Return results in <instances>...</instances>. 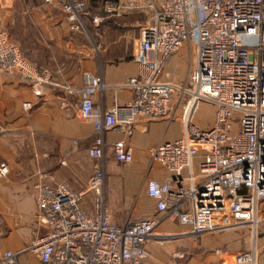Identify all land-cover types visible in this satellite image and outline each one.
I'll return each instance as SVG.
<instances>
[{
	"label": "built area",
	"instance_id": "1",
	"mask_svg": "<svg viewBox=\"0 0 264 264\" xmlns=\"http://www.w3.org/2000/svg\"><path fill=\"white\" fill-rule=\"evenodd\" d=\"M47 3L61 7L72 31L84 32L92 18L81 1ZM102 10L107 18L149 14L139 28L137 75L124 87L132 98L107 111L94 103L108 88L101 76L86 73L81 88L56 82L25 59L0 18V72L30 83L37 97L51 87L79 98L78 120L95 132L88 155L100 162L84 191L65 183L35 186L37 220L46 233L25 252L42 264H147L148 245L161 238L158 230L166 222L178 223L195 238L243 227L256 234L263 230L264 0H117L104 2ZM102 22L91 21L94 26ZM183 49L190 64L187 78L165 80L169 60ZM203 105L214 110L210 127L197 120ZM179 110L181 137L151 151V163L170 176L146 184L155 214L116 224L105 194L106 135L130 138L139 119L172 122ZM113 151L118 163L134 162L126 141L116 142ZM9 173L8 165L1 164L0 180ZM88 193L93 195L92 212L84 208ZM21 253L0 254V264H18ZM236 263L256 264L255 252L237 255Z\"/></svg>",
	"mask_w": 264,
	"mask_h": 264
},
{
	"label": "crops",
	"instance_id": "2",
	"mask_svg": "<svg viewBox=\"0 0 264 264\" xmlns=\"http://www.w3.org/2000/svg\"><path fill=\"white\" fill-rule=\"evenodd\" d=\"M136 14H143L145 19L149 17L146 11ZM0 18H8L10 25L17 19L26 20V29L31 32L41 58L34 57L32 50L24 51V55L28 60L32 59L29 61L31 64L48 71L56 82L81 88L86 73L99 75L108 88L94 98L97 108L107 111L130 102L132 94L124 87L137 75L134 62L136 48L130 52L126 44L116 42L105 45L100 53L94 54L88 45L81 42V32L71 30L61 7L48 4L47 0H0ZM142 22L135 23L136 30ZM115 50L121 51L117 57L109 54ZM187 56V49H183L169 60L165 80L182 82L176 80L175 75ZM25 103L31 105L28 111L24 109ZM78 108L77 97L51 87H45L43 96L37 97L30 83L0 72V165L6 164L10 169L9 175L0 180V254L22 252L18 264H42L34 254L25 252L46 233L37 220L35 186L41 181L65 183L74 191H84L98 167V161L88 155L95 137L94 128L78 120ZM204 115L200 123L206 126L209 122L207 108ZM213 119L214 115L211 123ZM178 123L141 118L130 138L116 132L106 135L107 169L110 173L116 161L113 151L116 142L126 141L134 155L128 172L122 174L124 178L121 181L117 179L119 184H124L128 199L126 219L118 225L155 214L156 203L148 196L146 184L149 180L163 182L170 176L160 165L149 166L151 151L163 142L181 137L182 127ZM74 141L78 143V151L72 150ZM43 175L53 176L54 181L43 179ZM110 190L108 203L111 208L108 205V209L114 220L111 209L115 196ZM137 193L138 198L134 199ZM115 195L119 197V193ZM84 208L92 212V193L85 196ZM186 231L178 223L162 225L158 230L161 238L148 245L147 264H210L211 260L217 261L216 264H237L236 256L232 262L229 254L220 256L217 251L212 257L209 253L200 252L201 247L208 249L213 241L205 239L198 247L199 238L186 235ZM170 240L174 242H167ZM178 249L185 252H178ZM261 257L264 258V254Z\"/></svg>",
	"mask_w": 264,
	"mask_h": 264
},
{
	"label": "rangeland",
	"instance_id": "3",
	"mask_svg": "<svg viewBox=\"0 0 264 264\" xmlns=\"http://www.w3.org/2000/svg\"><path fill=\"white\" fill-rule=\"evenodd\" d=\"M78 1H81L88 6L92 18H101L103 20V22L99 26H94L91 23L92 18L91 20H87L86 29L84 32H81L80 34L81 42L84 45L85 44L88 45L89 48L94 51V54L100 53V49L102 50L105 45L107 46L109 44L116 42H120V44L123 43L126 44L130 52H132L133 49L136 48L137 40L139 36V29L137 30L135 29V23L138 21L140 22V20L141 21L143 20V22L145 23L148 17L145 19L144 18L145 16H142L143 14H127L118 17L107 18L102 10L103 3L95 4L91 0H78ZM1 20L3 26L8 31L10 37L12 38L11 39L12 42L20 48L23 54H25L24 51L27 52V50L28 51L32 50L33 51L32 54L34 57L38 56L39 59L41 58V52H39L38 50L39 48H37V46L33 42L32 40L33 36L30 34L31 32L29 31V29H26V20L17 19L15 20V23L13 25L9 24L10 20L8 18L6 19L1 18ZM143 22L142 24H140L141 26L144 25ZM120 53L121 51L118 50L109 52V54H111L114 57H117L118 55H120ZM28 61L31 62L32 59ZM189 71H190V64H189V57L187 56V58H184L183 61L179 64L176 72L177 74L175 75L177 78L175 77V79L178 81H184L187 78ZM206 108L208 109V113H209L208 116L209 122L206 124L205 127H210L212 125L210 120L214 115L213 112L214 110L211 107L209 106L205 107L203 105L202 108L200 109V112L197 115V118L199 121L201 119L203 120L205 116L204 114L206 112ZM181 117H182V111L179 110L176 116L174 117L173 121L169 123H174L177 121L179 122L178 124H180V126L182 127ZM72 150L78 151V147L75 148V146H73L72 144ZM97 164H100V162H98ZM103 165L105 171V194H106L107 203H108L109 190L111 189L110 190L111 193L114 194L115 196L114 197L115 203L113 209H111V212L114 215V220L116 221L115 223L117 224L124 223L126 219V213H127L126 209H127L128 199L125 194L124 184L123 185L119 184L120 182L117 179L121 181V179L124 178L122 174L128 172L131 166L123 165L114 161L113 164L114 170L113 172L110 173L107 169L108 164L106 157L105 160L103 161ZM152 165H153L152 163L149 164V166ZM116 193H119V197L115 195ZM138 195L139 194L137 193L136 197L133 198L134 199L138 198ZM205 239H211L213 241L211 242V245H209L208 249L201 247L200 252L203 251L204 253H206L205 255L209 253L212 256L215 255L217 251H219L221 253L220 256L229 254V258H230L229 260L233 262L234 257L239 254H243L247 252H255L256 264H264V258L261 257L264 254V229L259 231L257 234L253 230L247 227L239 228L236 230H230L226 232H220L216 234H207L199 237L198 241L200 243H198V247L201 246L202 241ZM167 242H174V241L170 240ZM178 252L182 253L185 252V250L178 249ZM216 262L217 261L211 260L210 264H216Z\"/></svg>",
	"mask_w": 264,
	"mask_h": 264
},
{
	"label": "trees",
	"instance_id": "4",
	"mask_svg": "<svg viewBox=\"0 0 264 264\" xmlns=\"http://www.w3.org/2000/svg\"><path fill=\"white\" fill-rule=\"evenodd\" d=\"M78 1V0H77ZM93 3H95V4H97V3H100V4H102V2L103 1H117V0H91ZM89 20H91V18H89ZM12 39V38H11ZM22 54H23V52H22ZM23 56L25 57V59H27L26 58V55H24L23 54ZM36 67H38V66H36ZM39 69H41L40 67H38Z\"/></svg>",
	"mask_w": 264,
	"mask_h": 264
}]
</instances>
